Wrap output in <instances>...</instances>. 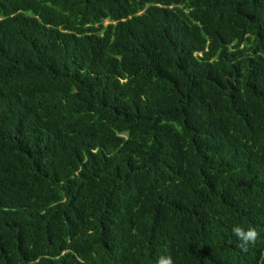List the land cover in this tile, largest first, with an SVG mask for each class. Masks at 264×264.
Returning <instances> with one entry per match:
<instances>
[{
	"label": "trees",
	"instance_id": "16d2710c",
	"mask_svg": "<svg viewBox=\"0 0 264 264\" xmlns=\"http://www.w3.org/2000/svg\"><path fill=\"white\" fill-rule=\"evenodd\" d=\"M161 255L264 257V0H0V264Z\"/></svg>",
	"mask_w": 264,
	"mask_h": 264
},
{
	"label": "clouds",
	"instance_id": "9594fccd",
	"mask_svg": "<svg viewBox=\"0 0 264 264\" xmlns=\"http://www.w3.org/2000/svg\"><path fill=\"white\" fill-rule=\"evenodd\" d=\"M232 233L240 241L239 247L242 252H247L249 245H254L260 237V232L253 226L245 228L240 225H235L232 228ZM156 264H174V260L171 256L161 255L156 260ZM260 264H264V257H262Z\"/></svg>",
	"mask_w": 264,
	"mask_h": 264
}]
</instances>
